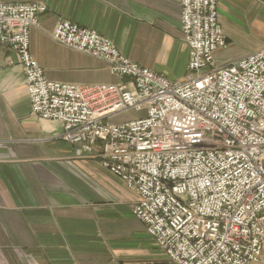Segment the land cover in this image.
I'll use <instances>...</instances> for the list:
<instances>
[{"label":"built area","instance_id":"built-area-1","mask_svg":"<svg viewBox=\"0 0 264 264\" xmlns=\"http://www.w3.org/2000/svg\"><path fill=\"white\" fill-rule=\"evenodd\" d=\"M217 5L180 0L189 59L176 81L59 20L51 38L105 61L117 78L88 84L47 79L32 56L44 4L0 0V47L19 57L31 111L58 121L65 143L135 194L132 212L169 264H264V47L217 64L215 51L227 45ZM130 109L144 113L108 121Z\"/></svg>","mask_w":264,"mask_h":264},{"label":"crops","instance_id":"crops-1","mask_svg":"<svg viewBox=\"0 0 264 264\" xmlns=\"http://www.w3.org/2000/svg\"><path fill=\"white\" fill-rule=\"evenodd\" d=\"M2 1L46 6L29 50L49 80L117 81L105 61L51 38L59 20L95 30L169 81L187 72L180 0ZM217 12L227 42L217 64L264 47V0H218ZM61 132L31 111L19 57L0 47V264H156L163 252L132 212L135 194Z\"/></svg>","mask_w":264,"mask_h":264},{"label":"rangeland","instance_id":"rangeland-1","mask_svg":"<svg viewBox=\"0 0 264 264\" xmlns=\"http://www.w3.org/2000/svg\"><path fill=\"white\" fill-rule=\"evenodd\" d=\"M240 59V58H239ZM143 111H136L134 109H130L124 112H121L111 118H109V122L113 123V124H119V123H123V122H127L130 120H133L141 115H143ZM142 264H154V262H140ZM156 264H169L167 258L165 257V255H161L160 260L158 262H156Z\"/></svg>","mask_w":264,"mask_h":264}]
</instances>
